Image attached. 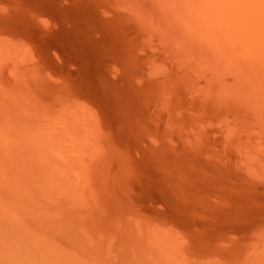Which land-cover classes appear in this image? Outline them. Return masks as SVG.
Segmentation results:
<instances>
[{
    "label": "rangeland",
    "instance_id": "rangeland-1",
    "mask_svg": "<svg viewBox=\"0 0 264 264\" xmlns=\"http://www.w3.org/2000/svg\"><path fill=\"white\" fill-rule=\"evenodd\" d=\"M146 13L127 0H0V76L8 75L4 84L0 78V185L9 182L8 205L0 199V259L9 254L0 264H23L15 250L26 239L31 259L36 247H70L74 235L47 244L29 236L11 198L27 204L32 192L66 196V207L46 199L36 209L75 219L89 193L117 201L131 213L121 234L130 219V233L147 237L150 255L159 251L162 213L169 238L160 264H182V248L184 264H264V153L253 139L258 134L264 146V88L263 100L257 87L246 94L256 92L258 108L232 102L245 90L238 80H205L208 90L197 96L189 87L205 83L195 76L192 39L152 38ZM251 127L258 132L244 133ZM244 144L258 164L242 154ZM96 180L103 188L92 186Z\"/></svg>",
    "mask_w": 264,
    "mask_h": 264
},
{
    "label": "bare ground",
    "instance_id": "bare-ground-1",
    "mask_svg": "<svg viewBox=\"0 0 264 264\" xmlns=\"http://www.w3.org/2000/svg\"><path fill=\"white\" fill-rule=\"evenodd\" d=\"M119 1L121 2L122 0H119ZM127 2H128V4L137 8L138 10L141 9V10L147 11V13H146L147 15H145V16L143 15L142 21L146 24L147 29L149 28L146 31H148L151 34L150 36H152V38H155V39L171 38V39H181L182 41H186L187 39H192L193 43H191V46L189 45V47H191L192 50L195 51V55L196 54L198 55L196 58V65L198 66V68H196V70H195V72H196L195 76L198 80L202 79V82H204V83H205V80H206V82H212V80H213L216 83H223L228 79L242 81L245 84V90H244L242 96L240 97L241 99L239 100V98H237V99H234L232 102L238 101L237 105L239 103H242L241 105L239 104L238 106H236L237 108L239 106L245 105V103H246V105H247V103H250V104L255 103L254 106L255 105L256 106L253 108H258L257 102H260V100H263V98L261 99V96H262L261 93L263 91L262 89L264 88V87H261L262 84L264 83V0H131V3H130V0H127ZM30 59H31V56H30ZM6 65H8V64H6ZM2 68H3V66H2ZM0 78L4 84V80L8 79L6 69L2 71ZM189 88H192L195 91V94L197 96L202 95L203 92H206L208 90V86L206 85V83L204 85H202V83H198V85H196L195 88L193 86H191ZM255 88L258 91L260 90V96L258 97V98H260V100H258V98H255L256 96H258L256 94H254L256 92L253 93L254 96H252L253 94H251L252 98H250V100H248V97L246 95L247 92L250 90L251 91L252 90L257 91ZM259 88H262V89H259ZM252 101L254 103H252ZM260 103H262V104H260ZM260 103H259L260 107L262 106V108H264V101L263 102L261 101ZM246 105H245V107H246ZM248 107L250 108L249 105H248ZM252 112H253V110H252ZM253 113H252V116L255 115V114L253 115ZM258 116L259 117L263 116V118H264V114L261 112L259 113ZM83 117L81 119H83ZM227 119L228 118H226V120ZM261 119H262V117H261ZM83 120H84V123H87V122H85V120H86L85 117ZM89 120H91V118ZM228 121L230 122V120H227V122ZM258 122H261L260 119ZM88 124H90V123H88ZM229 124H228L229 128L231 127V129H229V130L230 131L235 130L233 128L236 125L233 126V124H230V125ZM92 125H94L95 131L98 130L96 128V125L94 124V122L92 123ZM87 127H89V126H87ZM249 129H250V131H252L253 127L243 129L244 131L247 130V132H244V133H246V134L252 133L253 134V132H251V133L248 132ZM253 131H257V129L254 128ZM44 132H46V131H44ZM257 132H255V133H257ZM41 134L42 133H40V136H41ZM256 135L258 136V134H256ZM49 136L50 135H48L47 137H49ZM240 136H241V134H240ZM257 136L253 139L256 140V142H257L256 145H257V148L259 149V152H260V150H262L264 153V148H263L264 146L261 145V147H258V144H259L258 142H260L259 140H263V139H261V137H260V139L258 140L259 136H258V138H257ZM42 137L44 138V136H42ZM262 137H263V132H262ZM240 139L243 140L241 137H240ZM56 140L57 139H55V141ZM56 142H58V141H56ZM245 144L243 146V149L245 147ZM52 145H53V143H52ZM247 145L250 146L251 144L249 145V142L247 141ZM260 148H262V149H260ZM42 149H40V150H42ZM248 149L249 148H245L244 151L241 149L242 154L246 155L247 159L251 158L250 160L252 161V159L255 156L251 155L252 152L250 153V155H249V153L246 154ZM241 150H239V151L241 152ZM250 150L251 149H249V151ZM40 152L43 153L44 151H40ZM243 152H245V153H243ZM48 153H49V151H48ZM36 154L38 155V153H36ZM44 154H45V152H44ZM96 154L97 153L95 152V155ZM45 155H47V154H45ZM45 155L40 154L39 156L41 158L45 159L47 157ZM256 156H258V155L256 154ZM56 159H58V158H56ZM41 160H43V159H41ZM47 160L50 161L49 159H47ZM52 161H54V160L52 159ZM56 161H58V160H56ZM247 162H249V160ZM254 162H256L255 158H254V161L252 164H254ZM45 163H48V162H45ZM256 163L254 165H256ZM252 164H249V165H251L253 168L248 167V170L251 171L253 169L255 172H257L258 171L257 168L254 169V165H252ZM259 164H262V163L260 162ZM245 166H248V165L246 164ZM258 172H260V171H258ZM57 173H59V172H57ZM54 175H56V174H54ZM49 176H51V175H49ZM51 177H53V176H51ZM72 182H74V181H72ZM77 186H79V185H77ZM67 192H65V193L67 194ZM8 210H7V212H9ZM2 213H4V212L2 211ZM0 216H2V215H0ZM40 217L42 218L43 216H39V218L37 216L36 218H38V220L39 219L41 220ZM47 218H49V217H47ZM55 219H56V217H55ZM60 219L63 220L65 218H60ZM60 219H57V220H60ZM9 220H8V222H9ZM57 220H53V217H52L51 224H55L57 222ZM43 221H44L43 223L48 224L47 220H43ZM10 222H13V221H10ZM65 222H67V221H65ZM14 223L15 222H13V224ZM72 224H73V222H72ZM17 225L18 224H16V227H17ZM68 225L71 226L70 224H68ZM11 226H12V224L10 225L9 228L13 229ZM19 226H21V225H19ZM22 227H23V225H22ZM4 229H6V228H4ZM47 229H49V228H47ZM23 230L25 232V228ZM27 230H28V228H27ZM12 231H6V232H12ZM29 231H30L29 232L30 235L28 232H25V233H27V235H29V236H31V234H32L33 235L32 238L34 237L38 244L39 243L47 244V242H49L48 238H50V237L45 233L44 230L41 231V233H39V232H35L31 228V230L29 229ZM17 232H21V231H17ZM17 232L15 231L14 235ZM1 234L4 236L3 233H1ZM19 237H21V236H19ZM6 238H7V236H6ZM24 238L26 239V237H23V239ZM167 238H169V237H167ZM4 239H5V237H4ZM170 239H171V237H170ZM33 241H34V239H33ZM25 242L27 244V239ZM34 242H33V244H34ZM37 243H35V245ZM26 244L23 245L24 249L20 247L21 249L15 250V252L18 251V253H21V252H19L20 250L22 251L23 254L21 253L20 255H23L24 259H25L24 260L25 262H22L23 264H74L73 263L74 261L75 262L78 261L79 263L83 262V257L81 255L82 252L79 251L78 245L75 247L77 249V252L73 251V250H71V252H67L68 250H66L65 248H64L65 250L61 248V250H59L58 253H53V251L50 250L51 248L47 249V251H46V250L39 249L40 247L39 248L32 247V250L34 248L35 249L33 250V253H32L33 257L31 259V257H25L29 254L28 253L29 252L28 246ZM47 247L44 246V249ZM8 248L9 247H6V249H8ZM25 248H27V249H25ZM0 249H3V248L1 247ZM11 249H12V247H11ZM11 249L9 248L7 250V252L10 251ZM56 250H54V251H56ZM30 251H31V249H30ZM74 252H75V254H74ZM4 254H6V253H4ZM4 254L2 252V256L7 257V254H9V253H7L6 255H4ZM14 255L15 254H13V257H14ZM0 257H1V255H0ZM6 257H4L5 259L1 258L4 260H1V259L0 260L6 261ZM18 259H20V261H23L22 257L18 258ZM71 259H75V260L72 261ZM143 259L144 258H142V257H137L134 260L132 258V260L130 262L132 264H144L145 261ZM78 262H76V263H78ZM19 263L21 264V262H19Z\"/></svg>",
    "mask_w": 264,
    "mask_h": 264
},
{
    "label": "crops",
    "instance_id": "crops-1",
    "mask_svg": "<svg viewBox=\"0 0 264 264\" xmlns=\"http://www.w3.org/2000/svg\"><path fill=\"white\" fill-rule=\"evenodd\" d=\"M5 155L9 154L5 153ZM0 169L6 170L3 164L0 165ZM103 183L104 181L96 180L92 182V186L103 188ZM8 187V180H2L0 185V199L1 203L6 205H8L9 203ZM38 198H40V201H37ZM11 199H13V202L14 200H16L18 214H20V218L23 220L22 222L25 223V225L27 224L28 226H30L35 232L41 233V230H44L51 239L53 236L59 237V239H65L66 237L65 241L70 240L68 237L74 235L75 239L72 238V242L69 241L70 247H62L60 246V244L58 245L62 248H66L68 250H73L76 252L77 249L75 248V246L80 245L81 247L79 246V251L82 252L81 255L83 257V263L85 264H132L130 262L132 260L130 259V256L133 257L134 260L140 255L144 256V264H160L157 256L158 252H163L164 250L168 249V236L166 234V236L163 237L164 229L166 230V232L168 230V219L167 217L163 219L162 213L160 220V232L162 234L160 233V236L157 235L159 237L157 238L156 243L159 251L156 250L154 251L156 253L150 255L149 252L152 253V249L148 248V241L145 240L147 237H134L130 233L131 224L129 218V220L127 221L128 224H124V233L123 235L121 234L122 220L124 218L126 219L127 216H129L131 213L121 212L119 206H115V202L116 204H118L117 201L106 202V197L102 194L92 195V193H89L86 196V202L84 201L85 203L81 206L80 219H75L73 217L68 218V216L65 215L57 216L53 214H47L42 210L36 209L35 205L37 204V202H43L42 200L46 199L56 204L57 200H59L58 205L66 207L64 205H70V200L67 199L66 196L55 200L54 197H50L49 199L48 197L41 195H39L38 197L32 192L27 197V204L25 201L26 197L19 194L18 197H13ZM111 199L117 200L115 196H112ZM37 216L38 218L39 216L43 217H40L41 220H38V218H36ZM52 217L53 220H57L60 218H65L66 220L60 219L57 220L55 224H51ZM43 220H47L48 224L43 223ZM72 222L75 226L72 224ZM67 223L71 226H69ZM46 227L49 229H47ZM77 229H79L80 231L78 232ZM181 231L183 232V230ZM183 234L184 233H182V235ZM77 236H80V240L77 238ZM158 239L160 240V243H158ZM122 244H124L123 247ZM54 246L57 247L56 245ZM177 251L178 262L180 260L181 263L184 264V256L181 255V252L183 253L184 249L182 248L181 252H179V250ZM148 254L151 256V258ZM244 264H250V261L247 260Z\"/></svg>",
    "mask_w": 264,
    "mask_h": 264
}]
</instances>
